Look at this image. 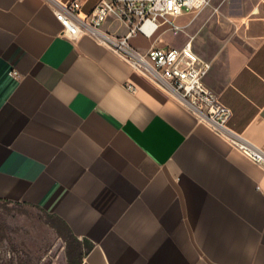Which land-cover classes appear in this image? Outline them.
<instances>
[{
    "label": "crops",
    "instance_id": "obj_1",
    "mask_svg": "<svg viewBox=\"0 0 264 264\" xmlns=\"http://www.w3.org/2000/svg\"><path fill=\"white\" fill-rule=\"evenodd\" d=\"M55 1L0 0V202L59 221L73 264H264V170L99 39H70ZM240 2L224 10L239 39L215 51L199 43L209 10L178 17L181 39L129 43L191 41L227 127L264 150V0ZM102 30L127 32L114 17Z\"/></svg>",
    "mask_w": 264,
    "mask_h": 264
},
{
    "label": "built area",
    "instance_id": "obj_2",
    "mask_svg": "<svg viewBox=\"0 0 264 264\" xmlns=\"http://www.w3.org/2000/svg\"><path fill=\"white\" fill-rule=\"evenodd\" d=\"M209 4L210 0H100L89 14H83L80 0H66L55 1L54 13L70 39L83 35L99 39L264 170V150L227 127L232 111L205 85L204 77L211 63L194 53L191 41L181 48L151 47L144 54L129 43V38L137 34L151 38L163 26L175 34L182 30L175 23L177 17L186 12L198 13ZM109 17L118 19L126 27V35L116 38L102 30Z\"/></svg>",
    "mask_w": 264,
    "mask_h": 264
},
{
    "label": "rangeland",
    "instance_id": "obj_3",
    "mask_svg": "<svg viewBox=\"0 0 264 264\" xmlns=\"http://www.w3.org/2000/svg\"><path fill=\"white\" fill-rule=\"evenodd\" d=\"M228 1L210 0L203 9L210 14L200 22L205 32L199 43L209 51L217 50L226 39H239L236 20L230 21L224 10L231 8L238 14L241 2ZM161 30L180 39L179 33H184L181 30L174 34L168 26ZM196 30L197 26L191 32ZM81 249L78 240L51 216L27 205L0 202V264H73L80 257Z\"/></svg>",
    "mask_w": 264,
    "mask_h": 264
},
{
    "label": "trees",
    "instance_id": "obj_4",
    "mask_svg": "<svg viewBox=\"0 0 264 264\" xmlns=\"http://www.w3.org/2000/svg\"><path fill=\"white\" fill-rule=\"evenodd\" d=\"M85 245H86V248H87V249H89V248H90V246H89V245L87 246V244H86V243H85Z\"/></svg>",
    "mask_w": 264,
    "mask_h": 264
}]
</instances>
